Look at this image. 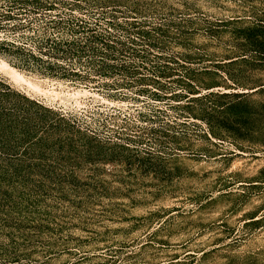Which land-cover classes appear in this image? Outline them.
<instances>
[{
    "label": "rangeland",
    "instance_id": "rangeland-1",
    "mask_svg": "<svg viewBox=\"0 0 264 264\" xmlns=\"http://www.w3.org/2000/svg\"><path fill=\"white\" fill-rule=\"evenodd\" d=\"M0 61V264H264V0H0Z\"/></svg>",
    "mask_w": 264,
    "mask_h": 264
},
{
    "label": "bare ground",
    "instance_id": "bare-ground-1",
    "mask_svg": "<svg viewBox=\"0 0 264 264\" xmlns=\"http://www.w3.org/2000/svg\"><path fill=\"white\" fill-rule=\"evenodd\" d=\"M1 62V61H0ZM1 64H2V62H1ZM6 67H8V66H6ZM10 69V71H11V73L12 74H14L15 72H14V70H12L11 68H9ZM9 71V70H8ZM4 72H6V70L4 69ZM9 73V72H8ZM54 94V93H53ZM56 96H58V95H56ZM78 96V95H77ZM59 97V96H58Z\"/></svg>",
    "mask_w": 264,
    "mask_h": 264
},
{
    "label": "trees",
    "instance_id": "trees-1",
    "mask_svg": "<svg viewBox=\"0 0 264 264\" xmlns=\"http://www.w3.org/2000/svg\"><path fill=\"white\" fill-rule=\"evenodd\" d=\"M256 90V89H255ZM255 90H253V91H255Z\"/></svg>",
    "mask_w": 264,
    "mask_h": 264
}]
</instances>
